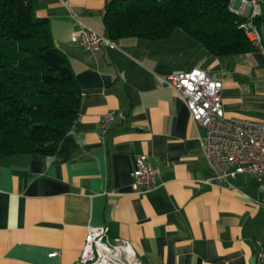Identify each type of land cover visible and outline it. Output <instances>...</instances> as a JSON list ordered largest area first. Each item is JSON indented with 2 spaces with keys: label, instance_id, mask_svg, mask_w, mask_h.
<instances>
[{
  "label": "crops",
  "instance_id": "1",
  "mask_svg": "<svg viewBox=\"0 0 264 264\" xmlns=\"http://www.w3.org/2000/svg\"><path fill=\"white\" fill-rule=\"evenodd\" d=\"M110 1L33 0L82 95L53 154L0 160V264H79L88 226L130 242L136 264H264L257 179L238 177V191L202 185L210 175L204 129L158 83L200 69L222 82L226 117L264 120V0L256 7L262 50L214 56L180 29L157 41L115 40V49L74 44L81 24L105 35ZM139 156L162 165L163 185L148 195L132 187Z\"/></svg>",
  "mask_w": 264,
  "mask_h": 264
},
{
  "label": "trees",
  "instance_id": "2",
  "mask_svg": "<svg viewBox=\"0 0 264 264\" xmlns=\"http://www.w3.org/2000/svg\"><path fill=\"white\" fill-rule=\"evenodd\" d=\"M230 2L110 1L105 35L113 41H157L180 29L214 56L252 52L257 46L242 27L248 18L233 13ZM261 21H252L258 32ZM81 95L33 0H0V160L53 154L75 121Z\"/></svg>",
  "mask_w": 264,
  "mask_h": 264
},
{
  "label": "built area",
  "instance_id": "3",
  "mask_svg": "<svg viewBox=\"0 0 264 264\" xmlns=\"http://www.w3.org/2000/svg\"><path fill=\"white\" fill-rule=\"evenodd\" d=\"M236 1L240 3L238 8L235 7ZM247 7L252 11L242 27L257 49L262 50L260 34L252 22L258 16L257 0H231L229 9L242 16ZM72 42L85 50L116 48L115 41L83 24ZM158 83L171 88L185 104L191 121L204 129L201 140L210 175L200 183L238 191L234 185L238 177L254 176L259 183L257 203L264 206V120L226 117L221 99L222 82L200 69L160 77ZM114 116L112 111L101 116L103 130L107 129ZM161 168L160 163L152 164L146 157L139 156L132 175L134 192L148 195L158 191L163 185L160 181ZM108 233L107 226L87 227L79 264H136L130 242L111 239ZM54 254L58 255L59 252ZM257 259L264 263V252L259 253Z\"/></svg>",
  "mask_w": 264,
  "mask_h": 264
},
{
  "label": "rangeland",
  "instance_id": "4",
  "mask_svg": "<svg viewBox=\"0 0 264 264\" xmlns=\"http://www.w3.org/2000/svg\"><path fill=\"white\" fill-rule=\"evenodd\" d=\"M236 6V5H235Z\"/></svg>",
  "mask_w": 264,
  "mask_h": 264
}]
</instances>
